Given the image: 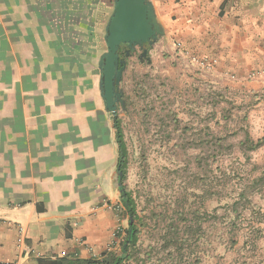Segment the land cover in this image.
I'll return each mask as SVG.
<instances>
[{"label":"crops","instance_id":"crops-1","mask_svg":"<svg viewBox=\"0 0 264 264\" xmlns=\"http://www.w3.org/2000/svg\"><path fill=\"white\" fill-rule=\"evenodd\" d=\"M114 1L0 0V263L112 240L119 150L99 61ZM150 1L165 29L153 59L208 57L226 80L264 69V0Z\"/></svg>","mask_w":264,"mask_h":264},{"label":"rangeland","instance_id":"rangeland-1","mask_svg":"<svg viewBox=\"0 0 264 264\" xmlns=\"http://www.w3.org/2000/svg\"><path fill=\"white\" fill-rule=\"evenodd\" d=\"M156 43L127 59L117 110L143 219L131 264H264V146L242 145L264 136V69L212 77L186 56L153 59ZM119 212L102 251L119 248Z\"/></svg>","mask_w":264,"mask_h":264},{"label":"water","instance_id":"water-1","mask_svg":"<svg viewBox=\"0 0 264 264\" xmlns=\"http://www.w3.org/2000/svg\"><path fill=\"white\" fill-rule=\"evenodd\" d=\"M165 29L158 20L154 4L150 0H115L114 10L106 26L107 51L99 61L100 90L106 109L117 116L118 103L125 105L120 84L126 68L121 58L122 45L127 55L138 48L141 58L148 54V46L154 45L164 35ZM121 176V174L119 173ZM133 220L131 221V223Z\"/></svg>","mask_w":264,"mask_h":264},{"label":"trees","instance_id":"trees-1","mask_svg":"<svg viewBox=\"0 0 264 264\" xmlns=\"http://www.w3.org/2000/svg\"><path fill=\"white\" fill-rule=\"evenodd\" d=\"M120 54L126 56V45H122ZM132 54H129L131 56ZM127 59V58H125ZM115 137L118 144L119 157H118V172L121 174L120 181V212L119 214L123 219L128 220L127 228H119L116 234L120 240L118 249H107L100 253L98 256H91L88 258H82L79 256L70 255L68 257H55L54 259H38V264H131L135 260L136 247L139 241L140 233L143 227V219L139 215L138 205L134 197L133 190L130 189L127 184L128 169L130 165L129 151L125 140V134L122 128V121L118 114L115 116ZM203 145L219 146L220 141L208 142L207 139H201ZM244 149L247 151H256L264 146V136L257 141L251 139L247 134L245 140L242 143ZM210 150V149H208ZM244 198V196L242 197ZM241 198V199H242ZM238 211V209H235ZM241 213H238V216ZM133 222L131 223V221Z\"/></svg>","mask_w":264,"mask_h":264},{"label":"built area","instance_id":"built-area-1","mask_svg":"<svg viewBox=\"0 0 264 264\" xmlns=\"http://www.w3.org/2000/svg\"><path fill=\"white\" fill-rule=\"evenodd\" d=\"M177 45H178V48L179 49H182V44L181 43H178ZM183 54L186 57L190 58V60L194 64L198 65L201 69H204V70H207V71H210V70L213 69V66L215 64V60L210 59L208 57H197L195 55H191L187 51H183ZM115 207H117V205ZM118 208H120V206ZM19 240H20V242H23L24 243V238L22 236L20 237ZM70 255L79 256L76 252H74L73 254H71L68 251L63 250V251L60 252L59 257H68ZM0 264H12V263L2 262Z\"/></svg>","mask_w":264,"mask_h":264},{"label":"flooded vegetation","instance_id":"flooded-vegetation-1","mask_svg":"<svg viewBox=\"0 0 264 264\" xmlns=\"http://www.w3.org/2000/svg\"><path fill=\"white\" fill-rule=\"evenodd\" d=\"M126 50H127V47H126ZM133 52H134V51H131V52H130V54H132ZM129 57H130L129 55H126V56H124V55H121V58H122V59H125V58H127V59H128ZM140 57H141V55H140ZM146 57H147V56H146ZM146 57H143V58H146ZM127 59H125V60H126V62H127ZM141 59H142V58H141ZM120 91H122V90H121V87H120ZM122 93H123V92H122ZM123 96H124V95H123Z\"/></svg>","mask_w":264,"mask_h":264}]
</instances>
